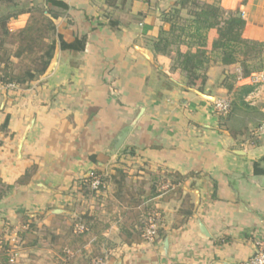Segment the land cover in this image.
Listing matches in <instances>:
<instances>
[{"label": "crops", "instance_id": "crops-1", "mask_svg": "<svg viewBox=\"0 0 264 264\" xmlns=\"http://www.w3.org/2000/svg\"><path fill=\"white\" fill-rule=\"evenodd\" d=\"M58 1L66 7L0 0V16L21 11L9 22L12 31L26 26L29 8L45 5L65 40L85 39L78 52L60 48L27 86L0 82V264H77L52 237L79 214L95 215L82 182L117 168L152 177L146 188L154 184L156 193L148 202L161 214L163 235L129 243L122 238L125 211H114L103 232L113 242L92 264H246L264 242V138L251 136L260 119L235 115L226 124L213 104L224 96L234 101L247 85L253 88L244 101L261 111L263 89L238 82L241 65L214 55L206 83L189 87L172 68L174 54L154 51L179 0ZM208 2L240 9L243 37L262 44L264 69V0ZM181 15L188 18L187 10ZM215 35L208 32L209 43ZM5 243L11 249L4 255Z\"/></svg>", "mask_w": 264, "mask_h": 264}, {"label": "trees", "instance_id": "trees-1", "mask_svg": "<svg viewBox=\"0 0 264 264\" xmlns=\"http://www.w3.org/2000/svg\"><path fill=\"white\" fill-rule=\"evenodd\" d=\"M47 3L66 7L58 0H47ZM183 9L187 10L188 18L181 15ZM19 12L0 16V82L27 86L47 71L57 45L62 51L78 52L84 49V38L76 37L73 41L64 39L54 21L57 14L45 5L29 8L26 12L30 13V18L26 26L12 31L9 22L11 18L18 16ZM165 21L170 23V29L160 31L159 36L153 40V49L156 53L174 54L172 68L182 72L189 87L206 83L207 70L212 61L211 55L220 59L224 65L239 63L245 77L262 68V64L257 60L262 53V44L243 37L246 21L240 9L226 10L208 0H179L176 7L165 15ZM211 30H215L216 35L209 43L208 32ZM252 88L245 85L238 92L236 99L232 101L230 112L224 118L226 124L235 115H252L254 119L260 120L263 118L262 110L258 111L244 101V96ZM6 126L7 121L3 127ZM258 166L259 163H255L256 171H262ZM115 171L110 176L94 172L82 182L83 192L86 194L95 192L91 188V182L94 176H100V191L104 190L111 179L118 186L117 198H121L125 193L128 174L123 168H117ZM152 185L151 194L156 193V187ZM138 206L140 205H135ZM78 224L84 225L86 230L76 231L75 227ZM140 225L141 228L144 227L143 223ZM107 227L108 225L103 224L95 215L85 212L74 218L64 235L53 236L52 241L57 242L60 254L69 258L71 262L68 252L74 254L81 250L84 252L92 238L100 236ZM123 233L126 234L125 240L129 243L143 240L140 231L135 233L124 227ZM159 235H163L160 229ZM10 249L11 246L5 243L2 245L1 253L5 255ZM103 256L101 255V258ZM86 262L92 264L91 259H87Z\"/></svg>", "mask_w": 264, "mask_h": 264}, {"label": "rangeland", "instance_id": "rangeland-1", "mask_svg": "<svg viewBox=\"0 0 264 264\" xmlns=\"http://www.w3.org/2000/svg\"><path fill=\"white\" fill-rule=\"evenodd\" d=\"M137 170L138 168H134L132 174L127 173V185L124 187L125 193L121 198H119L120 200H118L122 204L121 209L117 207L115 200L111 198V196H113L116 199L118 196V186L114 184L111 179L107 182L106 187L104 188V190L100 191V193L90 192L88 194H84L85 200L90 203L92 202V205L95 206V211H97L95 213V216L100 221H102L103 224L109 225V221L114 217L113 215H115L114 211H117V213H122V211H125L124 216L122 214L123 219L121 221L123 223V227H126L131 231H134L135 233L140 231L142 234V239L145 240V238L143 237V233L146 229L147 218L150 212L157 209L152 208L148 202V196L151 192L147 190L146 187L147 183L152 182L150 180L152 179V177L142 176L141 178H139ZM105 191H107V198L103 196V193H105ZM141 193L142 195H140ZM101 204L105 205V211L102 210V208L104 207H100ZM136 204L140 206L135 207ZM105 212L107 213L105 214ZM141 223L144 224L143 228L140 227ZM103 232L100 236H95L92 238L89 245H87L88 249L85 247L84 252L81 250L75 254V256L72 258L73 263L88 264L86 262L87 259H91L92 263L101 259V255H103L102 250L107 248L110 245V242H113L108 238L107 240L104 239ZM122 238L125 239L126 234L122 233Z\"/></svg>", "mask_w": 264, "mask_h": 264}, {"label": "built area", "instance_id": "built-area-1", "mask_svg": "<svg viewBox=\"0 0 264 264\" xmlns=\"http://www.w3.org/2000/svg\"><path fill=\"white\" fill-rule=\"evenodd\" d=\"M238 82L249 84L255 88H262L264 91V69L253 72L250 76L245 77L243 75L242 69L238 70ZM11 86H14L13 84ZM214 110L218 115L225 116L227 115L232 108V99L229 96L218 97L214 100ZM263 118L256 125L252 131V135L256 139L264 138V103L262 106ZM101 179L100 176H94L91 182V188L96 193H100ZM162 224V217L159 211L153 210L149 213L146 222V229L143 233L145 241L154 242L159 236V229ZM75 230L82 232L86 230L84 225H76ZM12 241L15 242V239L12 238ZM246 264H264V242H258V248L256 253L251 256Z\"/></svg>", "mask_w": 264, "mask_h": 264}, {"label": "water", "instance_id": "water-1", "mask_svg": "<svg viewBox=\"0 0 264 264\" xmlns=\"http://www.w3.org/2000/svg\"><path fill=\"white\" fill-rule=\"evenodd\" d=\"M59 49H60V46L57 45V49H56L55 55H54V57H53V59H52L53 62H56V59H57V57H58V51H59ZM49 67H50V66H49ZM47 70H48V69H47ZM129 132H130V129H129L128 131L124 132L122 135H120V136L118 137V141H117V144H116V149H117V150L121 147V145L123 144L124 140H125L126 137L128 136ZM202 228H203V231L206 233V229H204V227H202ZM167 244H168V240L166 239V240H165V245H167Z\"/></svg>", "mask_w": 264, "mask_h": 264}]
</instances>
